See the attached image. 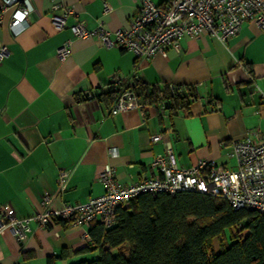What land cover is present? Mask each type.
<instances>
[{
    "label": "crops",
    "instance_id": "crops-1",
    "mask_svg": "<svg viewBox=\"0 0 264 264\" xmlns=\"http://www.w3.org/2000/svg\"><path fill=\"white\" fill-rule=\"evenodd\" d=\"M57 2L61 6L54 9L53 0H25L28 23L17 34L9 28L11 11L0 24V42L10 50L0 63V206L8 204L16 217L38 212L45 192L55 194L57 208L103 194L98 176L106 164L124 184L153 178L159 174L152 168L154 157L171 145L179 166L214 160L236 168L230 144L264 139V29L254 20L226 42L208 33L184 35L180 51L169 48L167 56L141 60L72 30L78 22L94 29L102 19L111 31L129 27L140 0ZM106 2L113 7L107 13ZM65 9L71 12L58 30L52 15ZM68 39L72 52L61 60L57 50ZM115 76L125 86L136 80L182 90L194 85L198 97L177 111H163L159 103L146 105L145 112L133 108L113 114L116 95L107 93ZM89 91L100 95L83 99ZM157 133L163 138L153 141ZM62 168L70 176L59 192ZM89 229L31 222L23 241L8 229L0 235V264H72L95 257L96 252L84 250Z\"/></svg>",
    "mask_w": 264,
    "mask_h": 264
},
{
    "label": "built area",
    "instance_id": "built-area-1",
    "mask_svg": "<svg viewBox=\"0 0 264 264\" xmlns=\"http://www.w3.org/2000/svg\"><path fill=\"white\" fill-rule=\"evenodd\" d=\"M54 9L61 6L57 0ZM25 0H0V24L6 13L11 11L9 28L17 34L28 23L30 9ZM113 7L106 2L105 13ZM70 9L62 14L54 13L56 29L66 26ZM247 20H254L260 29H264V0H140L137 13L132 17L129 27L111 31L102 19L94 29L78 22L72 26L73 33L80 38L97 36L106 47H119L132 51L137 58L147 60L157 53L167 56V50L180 51V39L184 35L201 37L211 34L223 42L235 36ZM72 41H64L57 50L59 59L71 55ZM10 54L8 46L0 42V63ZM254 83L253 78H250ZM115 100L111 113L116 114L133 108L145 112L146 104L134 93L131 86L122 84L115 76L111 82ZM259 90L260 88L257 87ZM262 95L264 93L260 90ZM93 97L95 91L86 92ZM165 111L164 105H162ZM163 134L157 133L153 141H159ZM111 155L117 156V149L111 148ZM228 155L236 159L237 167L228 168L214 160H201L188 167L179 166L171 145L164 153L157 154L152 168L159 174L153 178L136 180L130 184L122 183L112 164H106L98 176L105 186V192L91 197L86 202L53 206L55 194L45 192L42 208L32 216L19 218L13 214L8 204L0 206V235L11 230L19 240L27 238L31 231V222L48 227L55 222H64L70 226L87 225L101 220L106 227L115 223L116 211L120 206H129L131 201L142 193L157 194L167 192L175 194L181 190H196L220 196L229 201L234 209L249 208L264 213V139L247 137L234 140L230 144ZM70 171L62 168L59 172V192H62ZM239 226V225H237Z\"/></svg>",
    "mask_w": 264,
    "mask_h": 264
},
{
    "label": "trees",
    "instance_id": "trees-1",
    "mask_svg": "<svg viewBox=\"0 0 264 264\" xmlns=\"http://www.w3.org/2000/svg\"><path fill=\"white\" fill-rule=\"evenodd\" d=\"M130 86L146 105L161 103L174 111L198 97L194 85L182 90L136 80ZM107 94L114 97L115 92ZM99 95L95 91L93 97ZM82 98L91 97L85 93ZM237 225L243 231H234ZM89 227L84 250L96 256L72 264H264V213L234 209L227 199L206 192L142 193L129 206L118 207L113 226L97 219Z\"/></svg>",
    "mask_w": 264,
    "mask_h": 264
},
{
    "label": "rangeland",
    "instance_id": "rangeland-1",
    "mask_svg": "<svg viewBox=\"0 0 264 264\" xmlns=\"http://www.w3.org/2000/svg\"><path fill=\"white\" fill-rule=\"evenodd\" d=\"M234 231H236V232L237 231H240V232L243 231V226L242 225H239V226L234 227ZM226 233H227V238L230 241L231 240V237H232V230H231V228H228L226 230ZM214 247H215L216 250L219 249V239L218 238H215L214 239ZM123 251L126 252V254H127V248H124ZM97 256H98V253H97Z\"/></svg>",
    "mask_w": 264,
    "mask_h": 264
}]
</instances>
